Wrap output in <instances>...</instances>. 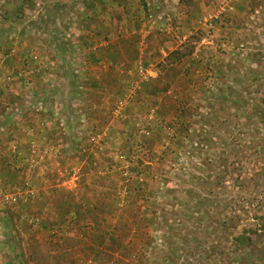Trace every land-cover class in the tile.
Segmentation results:
<instances>
[{
	"label": "rangeland",
	"instance_id": "obj_1",
	"mask_svg": "<svg viewBox=\"0 0 264 264\" xmlns=\"http://www.w3.org/2000/svg\"><path fill=\"white\" fill-rule=\"evenodd\" d=\"M187 40L195 60L171 80L164 58ZM180 98L192 104L177 134ZM125 159L143 161L142 184L121 175ZM1 161L0 192L40 194L0 198V264H264V0H0ZM105 198L124 256L98 257L94 231L80 238L70 218Z\"/></svg>",
	"mask_w": 264,
	"mask_h": 264
},
{
	"label": "trees",
	"instance_id": "obj_2",
	"mask_svg": "<svg viewBox=\"0 0 264 264\" xmlns=\"http://www.w3.org/2000/svg\"><path fill=\"white\" fill-rule=\"evenodd\" d=\"M196 51V45L194 42H191L190 40H187V42L183 45H181L180 48L174 49L172 51H170L168 53V55L164 58V62L166 64L165 68L167 71H169V79H174V80H180L181 78L183 79L184 74L183 75H179L176 67L174 65L176 64H181V65H185L187 63H189L191 60H195L192 58V55L195 53ZM172 72V74H171ZM195 73H188L187 75H189V77H193ZM215 74V73H214ZM168 76V75H167ZM183 76V77H182ZM160 77V74H157L156 77H148L146 80H144L143 82H148V83H154L155 81H157ZM186 78V77H185ZM171 86V84H170ZM189 92V89H186L185 91ZM191 91V90H190ZM169 92V93H168ZM211 92V91H210ZM2 93V91H1ZM167 94H169V97H173V98H177V97H183V94H178L176 93V87L173 89H168ZM189 96V95H187ZM181 101L179 102L176 111H179L178 115H175L174 117L172 116V123L171 125H169L171 128H175L177 130V134H180L181 132L179 131V129L181 128L182 130L184 128H188L189 126V121L186 118L187 115V111L190 108L192 103H189V100H184L182 98H180ZM51 109H49L50 112ZM201 117L203 119H205L204 121H208L206 118L209 117L207 115V113L201 114ZM205 126V125H204ZM203 128V127H202ZM205 133H208L207 130H203ZM18 151V150H16ZM33 151V149H32ZM34 152H36L34 150ZM165 152V151H164ZM163 152V153H164ZM160 153L161 152H156V151H152V150H148L147 153H143L144 156H146V158L148 157L149 160L152 159V161H155V163L149 162L150 164H148V168L150 170V172L153 171L157 173V177L159 178V161L160 159H162V157H160ZM19 154H21V152H19ZM123 156V154H122ZM24 158L27 157H23ZM138 158H142L140 156H138ZM133 160V159H132ZM66 161L68 162V160H65L64 163H66ZM127 162H129V165H123L122 167H119L118 170L121 169V175H126L129 173V168H132V170L134 171V176L136 178H129V182H134V185L137 183L142 184L140 182H142L141 180H144L142 178H140V175L138 172L141 170L142 166L144 165L143 161L138 159L137 161H133V163H130L129 160H124L123 163L126 164ZM3 164H9V161H1L0 165ZM116 168V167H115ZM111 169V170H117V169ZM58 171H62L63 168H57ZM137 172V173H135ZM163 176V175H162ZM140 180V181H139ZM63 183V182H61ZM133 184V183H130ZM47 185V184H46ZM46 185H43L42 187H44V189L46 188ZM58 186H60V183L58 184ZM132 189L130 188L129 190L127 188H125L123 190L122 193H116V196H114L113 198L116 200H114L116 202V205L118 206H125L127 204V202L129 201V199H131V191ZM38 192V193H36ZM71 192V191H70ZM69 192V193H70ZM81 192V193H80ZM76 195H80V197H83V191L79 190V192H75ZM37 194H40V190L36 191L34 188L30 187L29 183L26 182L21 186H18L13 190V192L8 191L7 189H2L0 192V198L2 200L3 205H8V204H17L19 201L24 200V202H28L31 201L33 198H36ZM118 194L120 195L118 197ZM140 193L139 190L136 191L135 197L137 200H140ZM84 199V198H83ZM84 200H82L81 204L79 207H77L75 210L71 207L69 208V213H70V218L73 222H76L79 226L84 225L86 227V231H78L77 234L80 236V238H87V233H91L94 231V237L97 239V243L96 245H92L94 247V251L95 253L99 256H103L106 252L112 250L114 253H116L117 256H119L118 254H121L122 256H124V250L126 247H128L131 241L129 240L128 242L126 241V239L123 237L122 232H118L117 228H113L110 229V225H105L104 222L106 219H103L105 217V211L108 209V201L105 198V200H103V204L101 205V207H96L94 204L93 205H86L85 202H83ZM132 201V200H130ZM129 201V202H130ZM67 203H69V201H67ZM84 203V204H83ZM83 206V207H82ZM142 206V205H141ZM101 210V211H98ZM103 210V211H102ZM98 211V212H97ZM100 212L102 213V217L100 216ZM138 219V216H135ZM133 218L132 220H134L135 222L129 221V225L131 227L134 226V223L136 224V226H138V220H136V218ZM28 219V218H27ZM39 221H32L31 224H38L37 222H40V217H38ZM36 219V220H38ZM31 222V220H30ZM103 223V224H102ZM51 231V235L55 236L57 238H61V236L63 237L66 234V230L62 229V226H50L48 231ZM259 229L256 228V230L254 231H258ZM246 231V230H245ZM117 232V233H116ZM77 235V236H78ZM233 237V241L240 244V243H246L248 242L249 238H247L246 236L242 235V234H238V235H232ZM91 242V241H90ZM140 245V247H142V245L139 243L137 245V247ZM134 256H130L129 258H131L130 260H132ZM125 263V259L124 258H114L111 259V264H124ZM82 264H98L96 259L92 258V257H88L87 259H85V262H83Z\"/></svg>",
	"mask_w": 264,
	"mask_h": 264
},
{
	"label": "crops",
	"instance_id": "obj_3",
	"mask_svg": "<svg viewBox=\"0 0 264 264\" xmlns=\"http://www.w3.org/2000/svg\"><path fill=\"white\" fill-rule=\"evenodd\" d=\"M66 163H67V166H70L71 164L76 163V162H66ZM37 185H40V183H37Z\"/></svg>",
	"mask_w": 264,
	"mask_h": 264
},
{
	"label": "built area",
	"instance_id": "obj_4",
	"mask_svg": "<svg viewBox=\"0 0 264 264\" xmlns=\"http://www.w3.org/2000/svg\"><path fill=\"white\" fill-rule=\"evenodd\" d=\"M143 76H144V80H146L148 77H152V76L146 75V74H143Z\"/></svg>",
	"mask_w": 264,
	"mask_h": 264
}]
</instances>
